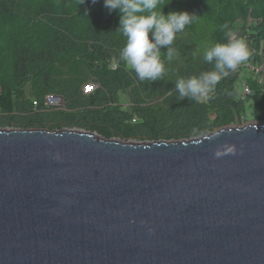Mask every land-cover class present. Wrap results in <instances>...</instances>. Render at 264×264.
<instances>
[{
  "label": "water",
  "instance_id": "water-1",
  "mask_svg": "<svg viewBox=\"0 0 264 264\" xmlns=\"http://www.w3.org/2000/svg\"><path fill=\"white\" fill-rule=\"evenodd\" d=\"M0 264H264V124L141 144L0 128Z\"/></svg>",
  "mask_w": 264,
  "mask_h": 264
},
{
  "label": "trees",
  "instance_id": "trees-1",
  "mask_svg": "<svg viewBox=\"0 0 264 264\" xmlns=\"http://www.w3.org/2000/svg\"><path fill=\"white\" fill-rule=\"evenodd\" d=\"M160 7L199 19L177 35L171 61L161 49L165 74L141 81L121 59L126 37L115 31L118 14H109L103 0H0V128L80 130L150 143L199 139L248 109L264 122V91L249 79L246 109L237 69L199 101L181 100L174 87L180 77L213 70L203 55L215 43L243 38L249 59H264V0H160ZM85 85L93 91L84 94ZM48 96L60 106L48 108Z\"/></svg>",
  "mask_w": 264,
  "mask_h": 264
},
{
  "label": "clouds",
  "instance_id": "clouds-1",
  "mask_svg": "<svg viewBox=\"0 0 264 264\" xmlns=\"http://www.w3.org/2000/svg\"><path fill=\"white\" fill-rule=\"evenodd\" d=\"M98 0H91L96 4ZM103 7L109 14L116 11L119 17V31L126 37L120 51L121 59L141 80L157 81L167 71L161 59V49H166L168 61L176 55L171 47L177 35L199 19L187 11L162 12L160 0H103ZM159 8V10H157ZM88 12L85 10V15ZM151 34V38L149 36ZM250 57V50L243 38L230 39L227 43H215L204 51L203 59L213 65V70L187 78L180 77L175 89L181 100L187 98L199 101L208 98L215 86Z\"/></svg>",
  "mask_w": 264,
  "mask_h": 264
},
{
  "label": "built area",
  "instance_id": "built-area-1",
  "mask_svg": "<svg viewBox=\"0 0 264 264\" xmlns=\"http://www.w3.org/2000/svg\"><path fill=\"white\" fill-rule=\"evenodd\" d=\"M236 69L239 71V80H238L239 95H241L243 99H248L249 101L252 97V90L248 86L249 79L255 82V84L261 89V91H264V59L263 58L255 57L254 59H248L246 62L239 65ZM92 91H93V86L91 85H85L83 87L84 94H89ZM47 98L52 100L57 99L61 103V100L59 98L48 96L45 99L46 106H47L46 104ZM250 101L246 105V108H248V106L251 104ZM33 104H35V102ZM59 106L60 105L57 104L54 106H47V107L58 108Z\"/></svg>",
  "mask_w": 264,
  "mask_h": 264
},
{
  "label": "rangeland",
  "instance_id": "rangeland-1",
  "mask_svg": "<svg viewBox=\"0 0 264 264\" xmlns=\"http://www.w3.org/2000/svg\"><path fill=\"white\" fill-rule=\"evenodd\" d=\"M241 97V95H240ZM242 98V97H241ZM243 99V98H242ZM244 100V103H245V106L248 104V99H243ZM47 106H54V105H57L59 104L60 105V102L57 100V99H49L47 98V102H46ZM50 109H53V108H50ZM247 109V108H246ZM251 111L252 109H248L246 112V116L240 120H237L235 119L231 124H229L228 126H226V128H241V127H245V126H248V125H254V124H264V122H256L253 118H252V114H251ZM4 130H12L11 128H7V129H4ZM94 134V133H93ZM95 136H97L96 134H94ZM114 140L118 141V142H123V143H132V144H141V143H149V142H141V141H134V140H121V139H118V138H113ZM151 143V142H150Z\"/></svg>",
  "mask_w": 264,
  "mask_h": 264
}]
</instances>
